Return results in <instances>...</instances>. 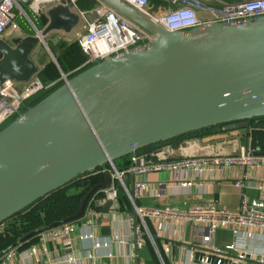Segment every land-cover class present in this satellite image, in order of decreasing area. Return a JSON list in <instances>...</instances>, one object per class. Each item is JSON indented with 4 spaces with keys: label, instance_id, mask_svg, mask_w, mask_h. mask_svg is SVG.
I'll return each instance as SVG.
<instances>
[{
    "label": "water",
    "instance_id": "1",
    "mask_svg": "<svg viewBox=\"0 0 264 264\" xmlns=\"http://www.w3.org/2000/svg\"><path fill=\"white\" fill-rule=\"evenodd\" d=\"M153 35L141 49L98 59L68 77L0 130V224L88 171L109 164L74 213L20 241L81 218L90 197L110 188L116 160L162 141L223 125L246 128L264 116V15L171 31L123 0H100ZM27 4L29 0H20ZM43 30L0 39V82L29 81L32 53L55 30L80 22L71 3L51 6ZM140 167L142 160L132 162ZM133 176L129 191H133ZM114 201L108 199L104 212Z\"/></svg>",
    "mask_w": 264,
    "mask_h": 264
},
{
    "label": "crops",
    "instance_id": "2",
    "mask_svg": "<svg viewBox=\"0 0 264 264\" xmlns=\"http://www.w3.org/2000/svg\"><path fill=\"white\" fill-rule=\"evenodd\" d=\"M22 5L27 6L23 3ZM81 31L80 26L69 33L62 30L52 31L45 36L46 43L50 45V48L54 46L56 53L59 54L58 46L68 42L62 36L72 34L77 37ZM47 45L40 43L32 53L33 60L39 61L38 75L53 60ZM59 73V78H62L60 70ZM230 131L232 132H228L231 135H228L227 131L216 130L200 138L187 139L176 146L167 145L158 151L142 152L139 156L142 157L143 166L159 164L165 168L139 174L127 173L123 175L122 181L114 180L113 184L115 185L116 181L120 184L122 191L127 194L126 190L130 189L133 176L135 183L143 182L144 187L137 204L147 207L176 208L184 211L191 205L203 206L216 201L222 208L231 212L238 211L243 192L250 199L259 197L261 192L258 185L264 182V168L243 164L224 165L212 161L217 157L224 158L227 155L240 153L239 147L246 143L245 135L241 138V133ZM254 151L264 153V148L254 147ZM131 157L132 155H129L116 160V167L124 171L133 166ZM202 159L210 160L206 166H203V171L195 170L197 164H180L194 163ZM198 167L201 166L198 165ZM105 170L103 172H106ZM243 176L246 186L242 190L234 185V181ZM184 181L188 183L186 187L180 185V182ZM106 201L97 213L85 215L76 220L73 229L66 236L43 239L38 233L31 239H27L28 241L25 240L26 242L1 241L2 250H5L6 246L8 248L2 252V256L0 255V264H172L174 261L201 264L192 259L193 253L202 255L213 252L203 242L196 227L182 219L147 220L148 231L155 245L148 235L143 243L137 244L134 236V224L137 217L132 201L129 197L123 198L122 201L114 200L109 210L104 212ZM5 226V223L0 224V232L5 229ZM90 231L93 233L92 238H82L84 233ZM258 239L252 241L256 254L239 259L237 250L225 248L234 241L232 230L220 228L215 235V243L222 252L220 255L213 253L212 257L224 261L234 260L236 264H256L260 248ZM97 241L108 242V245L96 247ZM165 247H169L170 252L165 253ZM11 248H16V255L5 257L4 254Z\"/></svg>",
    "mask_w": 264,
    "mask_h": 264
},
{
    "label": "built area",
    "instance_id": "3",
    "mask_svg": "<svg viewBox=\"0 0 264 264\" xmlns=\"http://www.w3.org/2000/svg\"><path fill=\"white\" fill-rule=\"evenodd\" d=\"M55 1L29 0L27 7L33 15H40L47 5ZM96 1L97 3L91 9L83 10L76 5L75 0H68L74 11L79 15V26L82 29L77 34L78 43L85 56L81 67L90 66L98 59L119 54L129 48L141 49L153 39L150 32L122 16L102 1ZM123 1L171 31L186 30L213 22L240 23L264 15V0H159V3L150 2L149 0ZM23 6L20 0H0V39L4 37L8 27L16 24L18 17H27L30 20L29 13ZM18 8L21 9V12L16 11ZM61 79L64 80L65 76H62ZM55 85L56 81L45 83L38 74H35L27 82L12 79L0 82V130L21 115L29 107V101L33 97ZM239 149V154L227 155L224 158L217 157L212 161L224 165L243 164L263 166L264 168V153H256L254 149H250L245 144ZM138 159L142 160V157L137 156L135 153L132 154V162H136ZM208 161L210 160L202 159L194 163L183 162L180 164H197L195 170L203 171V166H206ZM198 165L201 167L199 168ZM163 168L165 167L159 164L150 166L141 164L140 167L131 166L124 171L113 174V177L114 180L122 181L123 175L127 173L139 174ZM187 184V181L180 182L182 187H186ZM160 185L162 184L160 183ZM234 185L243 190L246 186L245 177L237 178ZM143 187V182H137L134 184L132 192L126 190L134 205L137 217L134 224V236L137 244L143 243L148 235L150 241L155 245L153 237L148 231L147 220L162 219L171 221L182 219L196 227L203 242L212 249V254L220 255L222 252V249L217 247L215 243V235L220 228H230L232 230L234 241L225 248L227 250H237L239 259H245L256 254L252 241L259 238L260 248L256 264H264V182L258 185L261 192L259 197L250 199L244 192L242 193L239 210L235 212L222 208L216 201L203 206L191 205L184 211L176 208L143 206L137 204ZM100 193V196L92 195L90 197L85 213L81 218L85 215L90 216L97 213L107 199L117 200V188L113 183L110 188L100 190ZM75 221L63 222L39 234L43 239L66 236L73 229ZM92 237L93 233L91 231L82 235V238L86 239ZM101 245L107 246L108 242L101 243L97 241L95 243L96 247ZM164 252H170V248L165 247ZM15 254L16 248H12L10 253L4 255L9 258ZM212 254L198 255L193 253L192 259L201 264H236L234 260H217L212 257ZM172 264L187 263L174 261Z\"/></svg>",
    "mask_w": 264,
    "mask_h": 264
},
{
    "label": "trees",
    "instance_id": "4",
    "mask_svg": "<svg viewBox=\"0 0 264 264\" xmlns=\"http://www.w3.org/2000/svg\"><path fill=\"white\" fill-rule=\"evenodd\" d=\"M149 1L154 3L160 2L159 0H149ZM75 3L79 8L83 10H88L91 9L97 3V1L75 0ZM58 47L60 48L59 54L56 53L54 46H51V49L56 54V58L58 59L61 68L63 69L64 73L67 74L68 77H72L88 67V66L81 67V64L85 59V56L80 48L79 43H77V45H74L73 48H71V45L67 46V44L65 45L61 44ZM39 76L45 83L56 81V85L53 86L51 89H48L44 92H40L35 97H33L29 101L28 104L29 106L35 105L48 93H50L58 86L62 85L64 82L61 78H59L60 77L59 70L53 62L48 63L45 69L43 70V72H41ZM248 123L249 124L246 128H248V130L254 133L255 137L256 134H259L261 138V139L259 138L260 139L259 140L258 137H256V140L254 141V147L258 148L259 146V148L261 149L262 147L264 148V116L252 118L248 121ZM218 128L223 129V125H216V126L200 129L197 131H193L172 138L167 141H162L157 144H152L135 152V154L139 156L142 152L158 151L162 147L167 145L176 146L187 139L200 138L209 135L214 131L218 130ZM104 170L106 172L110 170L109 164H105L103 165V167L97 170L88 171L84 174L79 175L78 177H76L75 179H73L63 187L38 199L31 205L21 210L16 215L11 217L10 219L3 222L6 224V226L5 229L2 232H0V242L3 240H9V241L12 240V242L20 241L21 238L25 237L30 232L42 226L49 225L53 222L62 220L68 215L74 213L78 208L81 200L83 199L85 194L90 190L93 184H95L96 182L102 179V174ZM115 187L117 188V199L119 201H122L123 198H128L127 194H125L122 191L120 184H118L116 181H115ZM93 195L100 196L101 193L100 191H98ZM78 220L79 219H77V221ZM2 248L3 245L0 244V254L4 252L6 248H8V246L5 247V250H2Z\"/></svg>",
    "mask_w": 264,
    "mask_h": 264
},
{
    "label": "rangeland",
    "instance_id": "5",
    "mask_svg": "<svg viewBox=\"0 0 264 264\" xmlns=\"http://www.w3.org/2000/svg\"><path fill=\"white\" fill-rule=\"evenodd\" d=\"M64 3H68V0H56L54 3H51L50 5H47L43 9V12L40 13V15H33V13L29 10V7H27V6L24 5L23 8L27 11V13H29V18H30L31 21L27 17H25V18L18 17L17 18V21H16V24L15 25H12V26H10V27L7 28V30L5 32V35H4L5 39L7 41L11 42V40L13 38H15V37H25L27 35H31V34L34 33V26H36L40 30H43L46 27L47 23H48V16H47L48 9L51 6H53V5L64 4ZM20 10L21 9L18 8L16 11L17 12H21ZM80 28H81V26H80ZM75 31H74V33L76 34ZM47 35H49V34H47ZM62 37H64L65 39H67V41H68L67 44L68 45H71V48H73L74 45H77V43H78L77 37L74 36V35H72V34H69L67 36L66 35H63ZM47 38H49V37L47 36ZM45 41H46V38H45ZM47 46H49V48H50V45H47ZM48 51H49V49H48ZM52 52L54 53V51H52ZM54 55L56 56L55 53H54ZM57 61H58V59H57ZM52 62H53V60H52ZM34 67H35L36 71L38 72L39 71V61H35ZM218 130L219 131H224V129H221V128H218ZM246 130H248V128H246ZM246 130H245V128H237V129H235L233 131H235L234 133H241V138H243L242 136L245 135V139H244V141L246 142L245 145L247 147H249L250 149H254V141L256 140V137H258V139H259L260 136H259V134H256V137H255L254 133H252L250 130H248V131H246ZM229 132H232V131H229ZM229 132L227 134L228 135H231V134H229ZM246 133H247V136H246ZM260 143H261V141H260ZM11 249H8L6 251V254L10 253Z\"/></svg>",
    "mask_w": 264,
    "mask_h": 264
},
{
    "label": "flooded vegetation",
    "instance_id": "6",
    "mask_svg": "<svg viewBox=\"0 0 264 264\" xmlns=\"http://www.w3.org/2000/svg\"><path fill=\"white\" fill-rule=\"evenodd\" d=\"M2 39L5 40V37H3ZM5 41H7V40H5ZM8 42H9V41H8ZM11 42H12V40H11ZM0 57H1V53H0Z\"/></svg>",
    "mask_w": 264,
    "mask_h": 264
}]
</instances>
